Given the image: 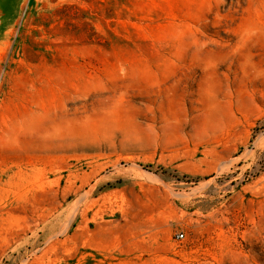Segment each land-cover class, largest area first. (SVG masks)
I'll use <instances>...</instances> for the list:
<instances>
[{
    "label": "rangeland",
    "instance_id": "374dc122",
    "mask_svg": "<svg viewBox=\"0 0 264 264\" xmlns=\"http://www.w3.org/2000/svg\"><path fill=\"white\" fill-rule=\"evenodd\" d=\"M0 264H264V0H0Z\"/></svg>",
    "mask_w": 264,
    "mask_h": 264
},
{
    "label": "built area",
    "instance_id": "2783aa9c",
    "mask_svg": "<svg viewBox=\"0 0 264 264\" xmlns=\"http://www.w3.org/2000/svg\"><path fill=\"white\" fill-rule=\"evenodd\" d=\"M177 237H178V238H184V234H183V233H179V234L177 235Z\"/></svg>",
    "mask_w": 264,
    "mask_h": 264
}]
</instances>
